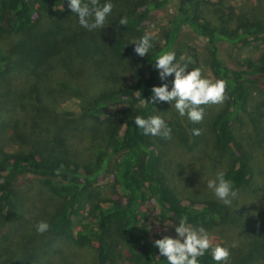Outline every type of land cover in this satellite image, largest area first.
Returning a JSON list of instances; mask_svg holds the SVG:
<instances>
[{"label":"rangeland","instance_id":"obj_1","mask_svg":"<svg viewBox=\"0 0 264 264\" xmlns=\"http://www.w3.org/2000/svg\"><path fill=\"white\" fill-rule=\"evenodd\" d=\"M108 2L113 4V9L106 17L103 28L91 30L90 35L76 32L84 39L91 37L90 41L94 39L98 42L102 33L111 35V42L105 51L113 57L108 58L109 62L100 64L99 71L83 72L78 65L66 69L59 57L41 60L33 56L38 45L35 37L23 33H0V50L8 57L11 68L6 76L0 77V157L4 152L34 151L46 147L48 150L54 148L69 160L90 166L98 177L93 182L94 197L88 208L100 200L121 195L119 188L113 185L117 158L111 156L108 148L113 122L107 113H101L98 118L94 113L87 112L98 94L121 91L134 83L133 63L129 62L127 67L119 61L111 44L122 40L132 50L137 65L140 60L134 51L137 38L121 34L119 23L138 0H99L101 6ZM178 2L170 0L162 9L143 8L146 11L144 24L147 32L154 35L159 44L166 42V33L177 16ZM205 2L201 10L216 24H221L223 16L229 14L237 18L239 14L246 13L264 19V0ZM58 8L63 10L58 15L69 11V8L58 6L53 0H47L42 11L54 14ZM4 13L0 0V26ZM45 18L49 19V15L44 14ZM71 22L73 28L68 34L78 27L79 18L72 14ZM219 44L226 64L233 68H245L246 59L258 58L264 50V38L244 45ZM67 52L73 58L78 55L75 49ZM172 52L176 55L174 63L187 65L189 71L200 68L204 77L217 80L210 65L208 39L189 25L181 26ZM169 78L171 90L175 74ZM225 97L222 103L204 105V118L199 123L190 121L187 115L180 116L174 103L162 102L155 115L164 119L172 129V138L150 137L161 155L165 181L183 202L195 199L219 202L223 206L224 220L221 224L212 229L200 225L188 226L196 230L203 227L213 246L220 244L228 247L230 257L225 262L264 264V89H251L246 110L239 111L232 123L236 142L250 159L251 177L232 198L230 205H225L207 187V181L216 179L218 173H224L233 163L229 152L216 147L213 129L214 117L227 106L228 85ZM197 128L201 130L198 136L193 135V129ZM13 183L20 205L11 216L0 219V264L96 263L93 246H78L72 239L49 230L43 234L37 232L36 225L40 221L47 222L58 202L40 175L20 172L14 176ZM142 209L146 213L144 221L153 241L165 236L177 237L175 228L179 223L162 213L155 198L145 201ZM120 249L124 256H117L114 264H134L125 255L127 244L122 243L117 247L118 251Z\"/></svg>","mask_w":264,"mask_h":264},{"label":"trees","instance_id":"obj_2","mask_svg":"<svg viewBox=\"0 0 264 264\" xmlns=\"http://www.w3.org/2000/svg\"><path fill=\"white\" fill-rule=\"evenodd\" d=\"M46 1L2 0L5 13L1 17L0 33H23L35 37L38 45L33 56L41 60L59 57L66 69L78 65L83 72L99 71L100 64L109 62L108 58L113 57L105 51L111 42V35L102 33L99 42L94 39L90 41L91 37L84 39L76 33L77 30L83 35H90L91 32L79 23L68 34L73 28L71 15L78 18L69 7L70 0H53L58 6L69 8L61 15H58L63 11L61 8L54 14L43 13ZM169 2L138 0L123 16L128 23L126 26L120 24L121 34L139 41L148 33L143 8L162 9ZM204 3L205 0H179L177 16L166 33L165 44H159L156 37L151 35L149 53L140 56L138 65L127 43L116 40L111 44L119 61L127 67L129 62L133 63L134 83L121 91L98 94L87 112L94 113L98 118L101 113H107L113 122L108 148L111 156L117 158L113 185L119 188L120 197L100 200L88 208L94 197L93 182L98 177L90 166L69 160L54 148L4 152L0 157V219L11 216L20 205L14 188V176L20 172H30L40 175L44 185L58 198L54 211L47 218L48 230L72 239L78 246H93L96 250L95 264H114L117 256H124L122 249L117 250L122 243L127 244L125 255L134 264H168L167 258L160 255L144 221L146 213L142 205L150 198H155L162 213L177 223L187 217V225L212 229L223 222L221 203L195 199L185 203L179 198L164 179L162 158L150 135H144L134 120L136 116L148 118L157 113L162 102L151 103L152 88L167 83L170 90L171 80L169 77L167 80L160 79L159 70L154 66L155 59L166 51H172L181 26L189 25L208 39L212 72L217 80L223 79L228 85L227 106L213 119L215 145L229 152L233 159L232 166L224 172L225 178L233 182L234 190H238V193L249 182L250 159L240 150L232 123L239 111L246 110L251 89H264V50L258 58L246 59L245 68H233L226 64L219 43L244 45L263 39L264 19L246 13L239 14L237 18L229 14L223 16L221 24H216L201 10ZM36 13L38 16H35ZM44 14L49 15V19H44ZM74 49L78 54L77 59L67 52L71 53ZM34 62L38 65L37 61ZM10 70L8 57L0 50V77L6 76ZM57 169H60L59 173ZM198 261L199 264H218L212 258L210 249L198 257ZM219 264L229 263L222 261Z\"/></svg>","mask_w":264,"mask_h":264},{"label":"clouds","instance_id":"obj_3","mask_svg":"<svg viewBox=\"0 0 264 264\" xmlns=\"http://www.w3.org/2000/svg\"><path fill=\"white\" fill-rule=\"evenodd\" d=\"M69 7L72 12L78 15L79 24L89 31L103 28L106 17L112 12L113 4L105 3L102 6L99 0H70ZM121 25H127V18L122 17L119 21ZM151 34L146 33L138 42H135L134 51L138 56L144 57L149 53L151 47ZM175 52L166 51L155 59V68L159 70L161 80H167L173 73L175 79L173 86L169 90V85L152 88L151 103L159 102L174 103L175 109L180 116L187 115L188 119L194 123H199L204 118V105L219 104L225 100L227 83L223 79L211 80L202 75L200 68L187 69V65L174 63ZM191 58H189L190 60ZM135 125L143 130L144 135L161 136L164 139L172 138V129L165 123V120L158 115L143 118L136 116ZM200 129H193V135H200ZM60 169H57L59 173ZM207 187L214 191L217 198L225 205L232 203V198L238 195V190H234L233 182L225 178L223 172L218 173L217 178L207 181ZM187 217L181 218L175 231L177 237L165 236L154 241L159 248L160 255L167 258L168 264H199L198 257L211 249L212 258L218 262L227 261L230 257L228 247L216 244L213 246L209 234L203 227L196 230L186 223ZM49 229V224L40 221L36 225L38 233L43 234ZM233 247L235 244L232 245Z\"/></svg>","mask_w":264,"mask_h":264}]
</instances>
